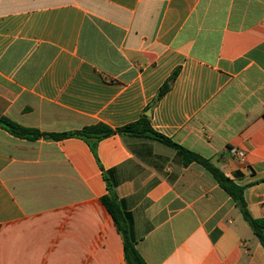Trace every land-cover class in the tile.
Segmentation results:
<instances>
[{
	"label": "crops",
	"instance_id": "1",
	"mask_svg": "<svg viewBox=\"0 0 264 264\" xmlns=\"http://www.w3.org/2000/svg\"><path fill=\"white\" fill-rule=\"evenodd\" d=\"M142 114L264 217V0H0V117L62 133ZM108 188L145 264H264L233 200L176 149L1 127L0 264H126Z\"/></svg>",
	"mask_w": 264,
	"mask_h": 264
},
{
	"label": "trees",
	"instance_id": "2",
	"mask_svg": "<svg viewBox=\"0 0 264 264\" xmlns=\"http://www.w3.org/2000/svg\"><path fill=\"white\" fill-rule=\"evenodd\" d=\"M175 77V73L161 86L159 89L156 100H158L170 87V83ZM0 127L6 130L9 134L14 137L27 139V140H36L41 137L51 140H60L70 137H76L85 140L92 149H94L95 144L110 135L120 134V135H130L137 137H148L153 140L159 141L165 145H168L178 152L182 157L183 163L188 164L195 162L202 167H204L215 179L217 184L221 189H223L229 197L233 200L235 206L240 212L243 220L250 227L253 235L260 242L264 248V217L262 218H253L244 201V186H238L231 179L226 177L216 166H214L208 159L200 156L199 154L185 149L184 147L172 142L170 139L165 136L158 134L152 130L149 118L142 114L140 118L130 124L125 126L112 129L104 124L98 123L94 125L84 126L81 129L62 132V133H41L35 129L23 128L12 121L0 117ZM102 204L107 209L111 215L114 224L117 230L121 233L123 239V253L126 264H145L137 250L134 247V243L129 239L127 235V222L125 217L120 212L119 203L116 200V197L111 190L108 188V194L104 195L101 198Z\"/></svg>",
	"mask_w": 264,
	"mask_h": 264
},
{
	"label": "built area",
	"instance_id": "3",
	"mask_svg": "<svg viewBox=\"0 0 264 264\" xmlns=\"http://www.w3.org/2000/svg\"><path fill=\"white\" fill-rule=\"evenodd\" d=\"M229 153L232 158L238 160L239 162L243 163L245 161L246 154L243 150L238 148H230Z\"/></svg>",
	"mask_w": 264,
	"mask_h": 264
}]
</instances>
